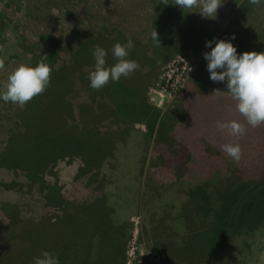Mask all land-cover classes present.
Segmentation results:
<instances>
[{
	"label": "rangeland",
	"instance_id": "374dc122",
	"mask_svg": "<svg viewBox=\"0 0 264 264\" xmlns=\"http://www.w3.org/2000/svg\"><path fill=\"white\" fill-rule=\"evenodd\" d=\"M109 4L110 0H0V90L7 83L9 74L21 64H47L52 70L50 82L54 78L53 70L59 71L64 66L67 70L68 65L80 56L78 52L82 46L90 45V38H96L101 32L115 31L110 10L106 9ZM242 11H246V7ZM247 16V27L256 25L260 28L239 33L247 34L249 51H252L254 47L264 46V4L254 5ZM174 33L171 27L166 33L160 32L170 37ZM176 58L184 59L191 68L183 89L172 93L152 90L163 68ZM192 62L184 55L170 59L160 68L147 90L149 103L159 111L155 125L152 120L147 123H152L155 129H163L159 136L147 132L145 135L135 133L127 136L111 155L96 149L93 154L103 162L98 178H94L99 187L88 188L91 195H79L84 190L83 182L76 177L80 168L79 154L59 155L52 159L50 165L38 173L39 179L40 175L43 176L40 181L32 179L26 168L0 166V264H33V257L44 250H51L40 245L37 249L32 244L33 239L24 235L55 223L47 228L50 235L47 243H50L60 236L64 226L60 220L65 211L69 209L72 216L78 213L68 204L47 208L46 195L43 194L49 184L58 179L56 163L74 165L64 168L70 175L69 187H76L73 195L66 196L70 202L80 205L88 197L92 200L105 196L116 207L112 225L100 220L96 226L102 238L109 234L110 226L114 227L112 259L101 262L104 257L96 250L105 253L102 243L95 237L93 239L84 228L72 237L73 242L83 233L82 241H79L83 243V251L89 256L94 253V258L102 264H176L172 262L167 243L182 242L184 233L204 232L216 222L214 211L219 209L217 195L226 186L216 181V176L230 172L229 176H236L239 182L264 177V124L251 127L236 110L235 102L226 97L220 101H217L219 97L215 101L206 97L192 99L187 104L181 101L180 96L192 72ZM174 104L176 112L171 109ZM38 106L36 99L23 107L0 101V153L12 135L24 132L28 121L22 117H27L28 108L33 107L37 113ZM232 120L246 129L244 135L231 136L227 131L217 129V121ZM147 123L135 121V127L142 131L147 129ZM173 127L176 129L172 133L165 130ZM163 138L168 143H161ZM17 140H21L19 136ZM67 142L71 148H76L75 144L79 143L72 138ZM225 143L241 146L242 156L238 162L222 151L221 145ZM168 147L174 150L167 151ZM72 170L75 174H71ZM206 191L212 201H203L204 210L194 207L195 201L190 195ZM6 199L15 206L10 208V213L3 209ZM182 211L188 216L183 217ZM259 221L257 227L244 228L243 232L228 240L216 260L195 262L189 259L178 264H264V217ZM92 234L95 235L96 231L93 230ZM76 262L79 263L75 261L73 264ZM93 262L90 260L87 264H98ZM60 264H66V261L60 259Z\"/></svg>",
	"mask_w": 264,
	"mask_h": 264
},
{
	"label": "trees",
	"instance_id": "16d2710c",
	"mask_svg": "<svg viewBox=\"0 0 264 264\" xmlns=\"http://www.w3.org/2000/svg\"><path fill=\"white\" fill-rule=\"evenodd\" d=\"M252 5L249 0H244L241 10L246 7V10L250 11ZM84 48L82 47V49ZM78 74L79 70H74V67L64 72L58 73L57 71L56 79L61 80L66 75L65 80L69 84L52 82L51 86L49 85L43 93L33 98L39 102L36 109L37 113L33 107L28 108L27 117H22L28 121L24 127V132L15 133L9 138L5 150L0 153V166L4 164L26 168L30 177L37 180L38 173L49 160L57 158L59 155L79 154L88 163V167L83 173L87 175V182L91 183L98 178L103 162L97 155L93 154L97 152L96 149L111 155L121 144V141H124L128 136L127 133L133 125L135 116L150 114L155 125L159 117L158 109L150 105L147 98L134 89L123 86V84L111 92L106 90V105L97 102L94 96H91L88 102L70 100L69 90L72 89L75 93L78 91L75 77ZM82 77L85 78V76ZM112 127L117 128L114 133ZM18 136L20 141L17 140ZM69 138L76 142L79 141L75 144L77 145L76 148L69 147L67 142ZM106 142L108 145L105 146ZM35 149H38V152ZM229 174L230 172H227L224 176H216V181L226 185L217 195L219 209L214 211L216 222L204 232L188 235L184 233L181 236L182 242L170 241L167 243V250L172 254V262L178 264L180 261L187 262L189 259L195 260V262L208 259L216 260L228 240L243 232L244 228L257 227L260 218L264 217V177L249 182H239L236 176H229ZM94 178L96 179L94 180ZM206 186L208 187L209 184ZM206 194H208L207 191L200 195H190L195 201L194 207L204 210L203 201H212L211 196ZM63 204L64 206L68 204L69 207H75L74 204H69L67 201ZM3 205L6 212L15 207L7 202H4ZM82 205V209H76L78 213L73 215L74 217L69 213V209L65 211L60 220L64 226L61 228L57 240L47 243V238L50 237L47 228L55 223L44 225L41 229L30 231L24 236H30L33 239L31 240L32 244L37 249L44 246L49 248L61 260L66 261V264H73L75 261L79 262L76 264H87L90 260L102 264L94 258V253L89 256L83 251V243L79 242L82 241L83 233L72 242V237L77 234V231L84 228V231L89 232L92 238L95 237L98 242L102 243L105 253L98 250L96 253L104 257L101 262H106L108 258H111L113 254L111 252L115 246L114 241L111 242L114 227L110 226L107 231L109 234L102 238L96 226L100 220H105L106 224L112 223L116 209L105 196L95 200L90 199ZM181 214L183 217L188 216L184 211ZM69 216L71 218H68ZM75 220L79 223L73 226ZM93 230L96 231L95 235L92 234Z\"/></svg>",
	"mask_w": 264,
	"mask_h": 264
},
{
	"label": "crops",
	"instance_id": "0c3cea01",
	"mask_svg": "<svg viewBox=\"0 0 264 264\" xmlns=\"http://www.w3.org/2000/svg\"><path fill=\"white\" fill-rule=\"evenodd\" d=\"M168 2L169 4L165 6L162 5L163 3H161V0H110V4L106 6V9L110 10L112 25L115 31L109 33L101 32L97 34L98 36L96 38H90V45L82 46L85 48H81L78 52V55L80 56H78L77 60H75L72 65H68L70 67H67V69L74 67V70H79L78 76H75L77 79L76 89H78V91L75 93L70 89L69 99L79 102H88L90 101L91 96H94L97 102L106 105V90L111 92L114 88H119V85L121 84L127 88L134 89L143 97L147 98V90L152 81L157 77L163 64L177 55H184L193 60V67L187 86L180 96L181 101L187 104V102L189 103L192 99H203L205 97L208 100L214 101L218 97L217 101H220L222 98L231 100L230 96L226 93V82H213L210 80V73L207 71V61L203 58V53L205 51H210V49L205 47L206 41L212 40L213 38L230 39L233 34L236 39L232 42L236 46L238 54L252 52L255 51L256 48V52H264V46L262 47V45L254 48L252 47V51H249L251 47H248L249 41L247 40V34L239 35L241 31H248L251 30V28L255 29V31L260 29L256 25L255 27H247L246 19L249 11L241 10L244 1L237 2L235 0H224L223 5L218 9V17L215 20L202 18V16L197 13L199 11L197 8L185 10L183 12L179 7L171 4L172 0H168ZM253 6L254 5H252V8ZM235 7L236 9H239L233 10ZM170 27L171 31H175L172 37L167 34L166 36L160 34V32L163 34V32L166 33L170 31ZM153 31H157L158 33L160 46L154 43L151 39V33ZM129 38L134 42L135 47L131 51L128 59L137 61L140 68L131 73L126 79L121 77L119 82L113 83L110 80L109 83L100 90L90 88V81L86 77H88V74L91 71H94L95 61L92 55L94 48L100 46L108 50L106 65L112 66L117 61L113 58L110 49L114 44L118 42L123 44ZM214 46L215 45L213 44V47ZM61 71H66V66L61 68L58 73ZM56 74L57 70L55 69L53 70L54 78L53 81L50 82V86L52 82L63 83L64 85L69 84V82L65 80L66 75L63 77V80H58L56 79ZM82 76H85V78ZM185 97H187V99L183 100ZM175 106L176 104L171 107L174 112H176V109L174 108ZM151 119L152 117L150 114L147 116H135L133 118V125L127 135L130 136L135 133L145 135L147 132L151 135L159 136L163 129H155L152 123L149 125L147 122L151 121ZM135 121L146 122L148 124L147 129L139 131V129L135 127ZM111 129L114 130L112 131L114 133L117 128L112 127ZM175 129L176 128L173 127V129L167 128L165 130L172 133ZM164 136L166 137L167 135L164 134ZM165 141L166 139H161V143H164ZM166 150L173 151L174 149L168 147ZM79 156L80 168L79 171H77L76 177L83 182L84 187V190H82L79 195L88 196L91 195L88 188L91 186H96V188H98L99 185L94 182H87V175H84L83 172L85 168L88 167V163L81 155ZM51 161L52 159L42 168L48 167ZM55 165L57 166L56 169H59L58 179L53 183L50 182L51 184L47 187V192L43 194L46 195L47 208L63 207V203L67 201L70 204H74L76 209H82V204L90 200L88 199L89 197L87 200H82L80 205L70 202L66 197L67 195H73L72 192L76 187L75 185L72 188L69 187L68 179L70 175L64 168L74 165H68L67 163H65V166L61 165V163H56ZM73 173L74 171L72 170L71 174ZM40 176L41 178L43 177L42 175ZM41 178L39 179L38 175L39 181L42 180ZM96 198L98 197L93 199L95 200ZM6 200L7 203L10 201L9 199ZM115 214L116 210L114 211V215ZM78 223L79 222L75 220L72 225L74 226Z\"/></svg>",
	"mask_w": 264,
	"mask_h": 264
},
{
	"label": "clouds",
	"instance_id": "9594fccd",
	"mask_svg": "<svg viewBox=\"0 0 264 264\" xmlns=\"http://www.w3.org/2000/svg\"><path fill=\"white\" fill-rule=\"evenodd\" d=\"M253 5L264 3V0H249ZM165 6L168 0H161ZM224 0H172V5L179 7L183 12L193 8L199 9L202 18L215 20L218 9ZM191 13V12H190ZM151 39L160 46L157 31L151 33ZM236 39L233 34L230 39L213 38L205 42V47L210 51L203 53L207 61V71L213 82H226V93L235 102L236 110L245 117L247 123L253 127L264 124V52H244L238 54L232 41ZM213 44L215 45L213 47ZM135 47L129 38L125 43H116L110 49L116 63L106 65L108 50L96 46L93 50L95 61L94 71L88 74L89 87L100 90L109 81L119 82L121 77L129 75L140 68L137 61L128 59ZM51 68L41 62L35 66L21 64L9 74L7 83L0 90V101L11 102L23 107L35 96L43 93L50 84ZM225 92V91H223ZM216 93V92H215ZM216 127L221 132L227 131L231 136H241L246 129L236 120L217 121ZM221 149L233 161L238 162L242 156L241 146L236 143H225ZM33 264H60L59 256L47 250L33 257Z\"/></svg>",
	"mask_w": 264,
	"mask_h": 264
},
{
	"label": "built area",
	"instance_id": "2783aa9c",
	"mask_svg": "<svg viewBox=\"0 0 264 264\" xmlns=\"http://www.w3.org/2000/svg\"><path fill=\"white\" fill-rule=\"evenodd\" d=\"M191 68L185 64L184 59H173L164 68L152 90L158 92H177L183 89Z\"/></svg>",
	"mask_w": 264,
	"mask_h": 264
}]
</instances>
